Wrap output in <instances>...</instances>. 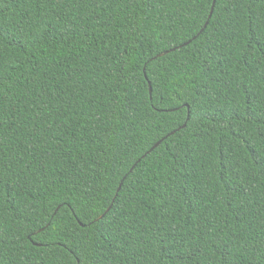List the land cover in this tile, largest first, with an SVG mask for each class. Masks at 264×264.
Wrapping results in <instances>:
<instances>
[{
    "label": "trees",
    "instance_id": "trees-1",
    "mask_svg": "<svg viewBox=\"0 0 264 264\" xmlns=\"http://www.w3.org/2000/svg\"><path fill=\"white\" fill-rule=\"evenodd\" d=\"M0 264H264V0H0Z\"/></svg>",
    "mask_w": 264,
    "mask_h": 264
},
{
    "label": "water",
    "instance_id": "water-1",
    "mask_svg": "<svg viewBox=\"0 0 264 264\" xmlns=\"http://www.w3.org/2000/svg\"><path fill=\"white\" fill-rule=\"evenodd\" d=\"M212 12H213V11H212ZM211 14H212V13H211ZM168 53H169V52L162 53V54H160L158 57H164V56H166ZM150 92L152 93V87H151V85H150ZM185 127H186V125H185L183 128H185ZM180 130H181V129H180ZM172 134H175V133H172ZM160 144H161V141H160L157 145H155V147H154L149 153H151V152H152L155 148H157ZM110 209H111V208H110ZM110 209H108L107 212H108ZM104 216H105V214L102 215V216H101L99 219H97V220L103 219Z\"/></svg>",
    "mask_w": 264,
    "mask_h": 264
},
{
    "label": "snow or ice",
    "instance_id": "snow-or-ice-1",
    "mask_svg": "<svg viewBox=\"0 0 264 264\" xmlns=\"http://www.w3.org/2000/svg\"><path fill=\"white\" fill-rule=\"evenodd\" d=\"M54 219V218H53ZM49 227H51V225L49 224Z\"/></svg>",
    "mask_w": 264,
    "mask_h": 264
}]
</instances>
